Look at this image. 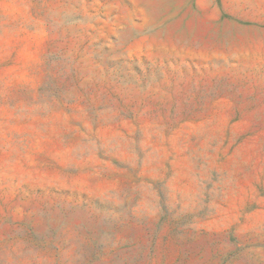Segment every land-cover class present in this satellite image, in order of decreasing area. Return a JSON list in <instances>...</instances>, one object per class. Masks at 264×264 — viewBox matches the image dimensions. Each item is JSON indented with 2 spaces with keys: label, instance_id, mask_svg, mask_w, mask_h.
<instances>
[{
  "label": "rangeland",
  "instance_id": "obj_1",
  "mask_svg": "<svg viewBox=\"0 0 264 264\" xmlns=\"http://www.w3.org/2000/svg\"><path fill=\"white\" fill-rule=\"evenodd\" d=\"M198 3L0 0V264H264V0Z\"/></svg>",
  "mask_w": 264,
  "mask_h": 264
},
{
  "label": "bare ground",
  "instance_id": "obj_2",
  "mask_svg": "<svg viewBox=\"0 0 264 264\" xmlns=\"http://www.w3.org/2000/svg\"><path fill=\"white\" fill-rule=\"evenodd\" d=\"M201 2H202V0H200V4H202ZM198 4H199V3H198ZM200 4H199V6H200ZM202 6H203V4H202ZM207 10H208V9H207ZM94 211H96V210L94 209Z\"/></svg>",
  "mask_w": 264,
  "mask_h": 264
}]
</instances>
